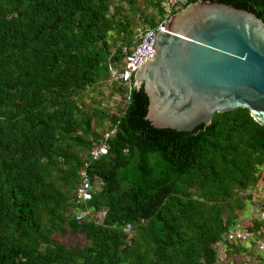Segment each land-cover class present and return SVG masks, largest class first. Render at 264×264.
I'll return each instance as SVG.
<instances>
[{"label":"trees","instance_id":"obj_1","mask_svg":"<svg viewBox=\"0 0 264 264\" xmlns=\"http://www.w3.org/2000/svg\"><path fill=\"white\" fill-rule=\"evenodd\" d=\"M127 1L134 10L133 0ZM195 1L185 0L168 15ZM209 1L264 21V0ZM108 2L0 0V264H128L124 255L130 264H215L211 243L221 240L234 210L244 206L234 190L264 186V125L247 108L215 113L208 125L178 131L145 118L143 87L113 110L83 105L80 93L104 79L109 98L123 94L108 83L110 43L120 41L118 58L121 45L138 37L128 22L106 16ZM152 2L164 17L161 1ZM113 127L107 154L87 170L103 188L80 207L91 216L76 219L75 190L62 189L57 178L79 183L87 152ZM101 209L103 220L95 217ZM126 223L133 225L131 235L122 229ZM245 224L253 231L263 225ZM67 230L87 242L66 245L53 237ZM227 244L225 264L243 263L247 247Z\"/></svg>","mask_w":264,"mask_h":264},{"label":"water","instance_id":"obj_2","mask_svg":"<svg viewBox=\"0 0 264 264\" xmlns=\"http://www.w3.org/2000/svg\"><path fill=\"white\" fill-rule=\"evenodd\" d=\"M133 79L155 127L190 131L237 108L264 125V21L231 4L189 3L168 17Z\"/></svg>","mask_w":264,"mask_h":264},{"label":"built area","instance_id":"obj_3","mask_svg":"<svg viewBox=\"0 0 264 264\" xmlns=\"http://www.w3.org/2000/svg\"><path fill=\"white\" fill-rule=\"evenodd\" d=\"M185 0H170L167 6H169L167 14L164 15L162 20H159L153 26L145 27L138 35L134 36L131 43H125L121 45V56L116 58V49L111 51L108 56L107 69L109 73L110 82L115 83L119 88H123V94L115 93L114 96L118 97L123 104H128L130 99V93L133 89L137 88L134 82V74L139 67L144 63L147 57L152 56V43L156 34L166 24L172 8H176L182 5ZM137 35V34H136ZM109 83V81H108ZM117 100V103H118ZM115 132V128L107 130L103 139L99 144H95L86 155V158L82 161L79 171V183L75 188L74 203L76 205V219L85 218L91 216L92 211L89 208H80L86 205L92 198L94 192H97L103 188V182L96 176L89 175L87 170L91 163L102 158L107 154L108 144L107 139L111 134ZM250 198L248 199L249 205L253 207L251 218L247 221L262 222L263 225L255 231L250 230L246 226V222L235 223L223 234V240L227 242L245 243L253 242L255 251L261 253L264 258V186L258 185V188L249 191ZM79 207V208H78ZM254 211V213H253ZM96 218L103 220L106 215V210H98L95 214ZM242 224V225H241ZM125 233H131L133 225L126 223L122 227ZM251 240V241H249ZM225 253V249H224Z\"/></svg>","mask_w":264,"mask_h":264},{"label":"rangeland","instance_id":"obj_4","mask_svg":"<svg viewBox=\"0 0 264 264\" xmlns=\"http://www.w3.org/2000/svg\"><path fill=\"white\" fill-rule=\"evenodd\" d=\"M161 1V5L162 7L165 8V13L167 14L168 8L169 6H167V4L169 3L170 0H160ZM133 7L134 10L131 9L129 7V3L127 0H109L108 5H107V11H106V16H108L109 14H111L113 16V20H116L117 23L119 25L123 24L124 21L129 23V29H131L132 31H134V35H136L138 33L141 32V29L145 26H148L147 22H145L143 20L144 16L146 17H153L154 21L157 22L159 20H162L163 17V13L162 11L160 12L157 7L153 4L152 0H133ZM117 24V25H118ZM115 25V26H117ZM111 27V26H110ZM114 26H112L111 28H113ZM120 41H118L117 43L114 44V42L110 43V49L114 50L116 48V46H118ZM108 77V76H107ZM109 83L110 79H108ZM107 82V79H104L103 82H100L98 86L94 85L91 87H88L85 92L82 91L80 93L81 95V99L83 100L84 104L88 109H90L91 107H101L103 108L102 110L106 111V109L110 108L111 110H113V107L111 105L117 104V100L118 97L114 96L110 97L108 96V92H109V85L107 86L105 83ZM97 89H101L102 92H99ZM100 103V106H98ZM102 103H104V106L102 105ZM99 109V108H98ZM108 112V111H107ZM109 113V112H108ZM107 121L104 123H101L100 125H97L96 128L98 129V131H102L104 129V127L106 126ZM83 151H80L79 154L81 156H83L84 153H82ZM77 180H73V179H60L57 178V183L58 185L65 190H70L71 194H73L76 185L78 183ZM194 188V187H193ZM252 190V189H246V190H234V195H237L238 198H242L243 196V201H244V206L243 208L239 209L236 208L234 210V215H235V219L233 221V223L231 224V226L237 222L242 223L249 220L251 218L252 214V209L253 207H251V205H249V201L247 199V193ZM246 196V198H245ZM69 209V208H68ZM67 211L69 213L73 212V208H70V210ZM76 211V207L74 206V212ZM254 213V211H253ZM66 214H68L66 212ZM241 224V225H242ZM230 228V227H229ZM127 235H131L130 233H128ZM53 237L55 238V240L64 243L66 245H81L82 243H86L87 240L85 239V237L83 236L82 233H75V232H71V231H65L63 233H55L53 235ZM251 241V240H249ZM227 241L223 240V237H221V240L217 243H211L212 248L215 251V264H225L227 261V259L230 257L227 252ZM243 248L247 247L246 249H244V255L242 254L243 252H241L240 257L243 258V263L237 258L236 260L233 259L231 264H259V260L263 259V255L257 251H254L252 249H250L251 245L249 242H245L243 243ZM253 248V247H252ZM224 249H225V253H224ZM229 249V248H228ZM254 249V248H253ZM229 251V250H228ZM250 251V252H249ZM202 254V252H199ZM253 256V259L251 261H248L246 259H249L250 256ZM125 258V262L130 264L131 261L133 260L130 256L128 255H124ZM203 256L199 255V259L202 261ZM232 258V257H231Z\"/></svg>","mask_w":264,"mask_h":264}]
</instances>
